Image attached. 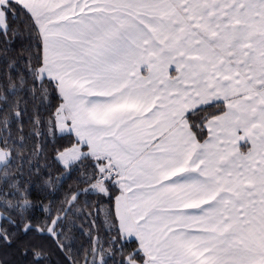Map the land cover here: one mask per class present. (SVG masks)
<instances>
[{
	"label": "snow or ice",
	"instance_id": "obj_1",
	"mask_svg": "<svg viewBox=\"0 0 264 264\" xmlns=\"http://www.w3.org/2000/svg\"><path fill=\"white\" fill-rule=\"evenodd\" d=\"M0 161V264H264V0H0Z\"/></svg>",
	"mask_w": 264,
	"mask_h": 264
},
{
	"label": "trees",
	"instance_id": "obj_2",
	"mask_svg": "<svg viewBox=\"0 0 264 264\" xmlns=\"http://www.w3.org/2000/svg\"><path fill=\"white\" fill-rule=\"evenodd\" d=\"M17 86H19V82L17 81ZM15 172V169H12L11 167L8 168H4L1 167L0 168V176L5 175L6 173L11 174ZM55 190V183H53V185L51 186V188L47 189L45 192V196L47 197L45 199V197H41L40 199L44 200V203L49 206L50 210L54 213V214H59V202L53 203L52 200L53 198L48 195L49 192L54 191ZM26 199L29 200L30 203H37V198L35 196L33 197H26ZM0 211L5 212V209H0ZM40 217L43 218L47 216V212H42L39 213ZM41 227H45L46 225L41 222L40 224ZM30 237L32 239L35 240V245L32 244H26V247H29L32 249V251L29 252V256H34V254L36 252H39L41 254V259H34L31 260V264H65V262L63 261V258L60 256V253L58 252V250L55 248V245L52 244L51 240L44 237H37L35 235V233H31ZM73 255H76V252H73Z\"/></svg>",
	"mask_w": 264,
	"mask_h": 264
},
{
	"label": "rangeland",
	"instance_id": "obj_3",
	"mask_svg": "<svg viewBox=\"0 0 264 264\" xmlns=\"http://www.w3.org/2000/svg\"><path fill=\"white\" fill-rule=\"evenodd\" d=\"M5 159H7V158H5ZM5 161H0V164H3ZM1 168V167H0ZM0 212H2V211H0Z\"/></svg>",
	"mask_w": 264,
	"mask_h": 264
}]
</instances>
